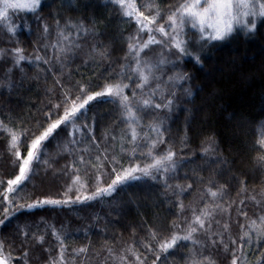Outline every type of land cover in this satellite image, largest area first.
<instances>
[{
    "label": "snow or ice",
    "instance_id": "obj_1",
    "mask_svg": "<svg viewBox=\"0 0 264 264\" xmlns=\"http://www.w3.org/2000/svg\"><path fill=\"white\" fill-rule=\"evenodd\" d=\"M101 3L113 9L122 24L133 28L120 29L123 55L119 61L113 60L115 42L104 41L94 16L89 26L82 15H69L94 8L92 0H0V41L7 45L0 46V90L8 95L19 94L25 87L30 90L25 65L35 69L31 80L47 83L51 77L54 81V87L46 90L49 99L41 109L43 119L34 126L26 127L23 122L17 126L12 115L0 118V138L7 137L11 163L17 169L14 178H0V228L37 209L79 211L74 206L105 202L120 209L121 193L129 195L127 203H133L132 190L155 186L162 189L161 201L176 219L163 223L154 212L152 223L145 219L140 225L143 235L132 230L131 243L105 240L99 247L91 241L83 246L70 244L75 235L65 225L57 228L44 220L26 222L23 227L17 224L20 255L9 250L12 241L6 244L0 238V264H32L34 245L44 246L49 235L54 243L43 248L46 259L42 264H174L175 257L182 264H221V256L223 264H264V189H254L255 194L249 196L247 181L234 176L237 195L244 199L232 200V181L217 179L231 168L219 154L214 136L202 143V162H197L184 156V147L178 156L166 135L176 112L183 108L191 116L192 110L183 105L194 103L203 90H193L194 77L186 71L185 62L190 60L207 70L205 60L212 49L240 34L254 36L264 26V0ZM46 9L52 10L49 16L44 15ZM22 32L33 38L30 54L21 46ZM78 61L80 66L103 68L99 73L102 83L91 76L86 82L75 80L73 65ZM116 63L118 69L113 70ZM76 74L80 75L79 67ZM93 102L112 104L117 110L113 124L102 129L99 140ZM13 111L5 109L6 113ZM187 127L186 122L181 141L185 147L189 143ZM255 131L258 139L253 147L261 154L254 157V163L264 177V122ZM50 141L56 145L55 156L49 151ZM63 158L70 160L57 169ZM187 165L195 167L183 171ZM205 171L208 177L201 175ZM49 175L68 181L59 198H40L28 192L29 186L35 187L33 181ZM181 179L189 182L181 184ZM246 200L258 209L252 216ZM95 219H101L99 214ZM233 223L239 229L236 235ZM92 227L81 229L85 237ZM100 231L106 235L107 222ZM249 253L257 257L255 262L249 260ZM35 259L40 264L41 258Z\"/></svg>",
    "mask_w": 264,
    "mask_h": 264
},
{
    "label": "trees",
    "instance_id": "obj_2",
    "mask_svg": "<svg viewBox=\"0 0 264 264\" xmlns=\"http://www.w3.org/2000/svg\"><path fill=\"white\" fill-rule=\"evenodd\" d=\"M95 7L86 10L83 13L71 12L73 18L77 15L84 17L85 23L91 26V18L94 16L97 24V30L103 34L104 41L115 42L117 51L113 57L114 61H119V57L123 55L119 49L122 47V42L119 41V33L121 27L128 31H132V25L122 24L117 13L111 8L103 7L101 0H92ZM51 9H46L45 16H49ZM29 23H32L30 20ZM49 23H53L49 19ZM21 46L25 47L26 54H30L33 50V38L27 34L21 33ZM0 46H7L0 41ZM207 70L200 69L195 66L192 61L185 62V69L193 75L194 80L192 87L198 94L194 98V103L185 102L183 107L192 110L191 116L183 110L176 112L171 120V131L166 133L170 137V142L173 148L180 155L181 147H184V156L200 161L202 143L214 136L220 145V155L229 161L231 172L225 170L224 175L218 176L217 179L224 183L226 180H231L229 191L231 199L240 201L244 199L243 195H237L239 189L234 187L237 184L232 177H240L247 181L248 195L255 194L253 190L259 192L264 189V177L261 176L254 163V157L261 153L254 150V144L258 139V128L260 122H264V26L258 27L257 33L254 36L238 35L235 39L227 42L218 48L211 50L208 59L205 60ZM79 67L80 75L76 74V68ZM113 70L118 69V63L112 65ZM25 69L29 76L26 82L30 86L25 87L19 94L8 95L4 90H0V118L5 115H12L14 124L18 126L19 122H23L24 126H34L36 120L43 119L41 109L47 104L49 97L46 90L54 87V81L51 77L47 83L43 80H31V77L36 75L35 69L25 65ZM103 68L92 69L85 66H80L79 61L73 65V78L75 80L93 77L99 81V73L103 72ZM211 72L209 76L208 73ZM95 73V75H94ZM99 90V89H97ZM95 107L92 109V114L97 115V139H100L101 131L110 124H113L117 110L114 105L108 103L93 102ZM11 108L14 111L6 113L5 109ZM7 122V121H6ZM187 127V136L189 143L185 147L181 141L185 135V124ZM247 125L244 127L243 125ZM49 151L53 156L56 155L57 149L53 142H49ZM23 151V149H22ZM193 154H195L193 156ZM70 158H63L56 165L59 169L63 164L68 163ZM195 165H187L183 171H190ZM17 173V169L11 163V157L8 152L7 137L0 138V178L11 179ZM183 175V173H181ZM201 175L208 177V172H202ZM67 181L66 178H54L49 175L46 178H41L33 181L35 187L29 186L28 192L35 196L43 198L51 196L59 198L58 194L62 192L63 184ZM181 184L187 183L181 179ZM195 187V185H194ZM134 196L133 203H127L130 199L128 194L121 193L118 196V201L123 202V207L115 209L109 207L107 202L104 204H95L91 207H79V211L74 208L65 207L63 209H37L33 212H24L18 220L10 222L7 227L0 228V238L4 239L6 244L10 241L13 255L19 256L18 246L21 237L18 234L17 224L21 227L26 222L39 223L44 220L48 223H54L57 228L60 225H65L69 231L75 235V239L69 241L70 244L83 246L91 241L94 247H99L105 240L116 243L117 241L124 244L131 243L133 240L132 230L139 235H143L140 229L141 223L147 219L152 223L153 213L155 212L163 223H169L172 219H176L169 212L168 205L161 201L160 186H155L151 189L136 188L132 190ZM259 198V197H258ZM186 200L185 203H189ZM24 202V201H21ZM160 207H156L157 204ZM245 204L249 209V215L252 216L255 208L251 200H246ZM239 205H234L232 210V218L236 219V208ZM99 214L100 220H96L95 216ZM243 223V218L241 217ZM107 222L106 235L101 233V229L105 228ZM88 225H93L89 230L90 235L85 237L81 229L87 228ZM239 229L235 223L232 225V233L236 235ZM115 237V240L113 239ZM30 244L34 242L29 240ZM54 241L51 235L46 237L44 246L34 245L30 255L32 264H38L36 256L41 258L40 264L46 259L43 251L44 247L53 244ZM119 247V243H117ZM186 251V250H185ZM250 261L255 262L257 257L252 253L248 254ZM223 264V257H220ZM174 264H182L179 257L174 258Z\"/></svg>",
    "mask_w": 264,
    "mask_h": 264
}]
</instances>
